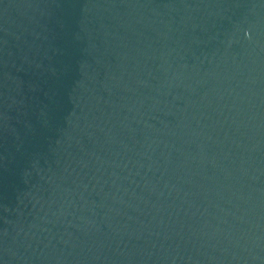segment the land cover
<instances>
[{
	"label": "water",
	"instance_id": "1",
	"mask_svg": "<svg viewBox=\"0 0 264 264\" xmlns=\"http://www.w3.org/2000/svg\"><path fill=\"white\" fill-rule=\"evenodd\" d=\"M0 264H264V0H0Z\"/></svg>",
	"mask_w": 264,
	"mask_h": 264
}]
</instances>
